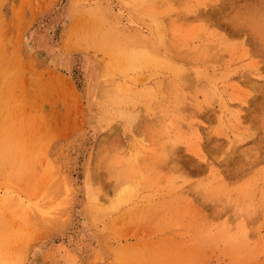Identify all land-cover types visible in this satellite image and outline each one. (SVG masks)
<instances>
[{
    "label": "rangeland",
    "instance_id": "rangeland-1",
    "mask_svg": "<svg viewBox=\"0 0 264 264\" xmlns=\"http://www.w3.org/2000/svg\"><path fill=\"white\" fill-rule=\"evenodd\" d=\"M0 264H264V0H0Z\"/></svg>",
    "mask_w": 264,
    "mask_h": 264
},
{
    "label": "bare ground",
    "instance_id": "bare-ground-1",
    "mask_svg": "<svg viewBox=\"0 0 264 264\" xmlns=\"http://www.w3.org/2000/svg\"><path fill=\"white\" fill-rule=\"evenodd\" d=\"M243 104H244V102H241L239 105H240V106H243ZM224 105H225V104H224ZM234 106H235V105H234ZM224 107H226V105H225ZM228 107H229V105H228ZM237 107H238V105H237ZM231 108H233V107H231ZM234 108H235V107H234ZM242 109H243V108H242ZM242 109L240 108L241 111H243ZM226 111H227V110H226ZM241 111H239V112L241 113ZM230 112H232V111H230ZM237 112H238V111H237ZM241 115H242V114H241ZM241 115H237V114H236L237 117H234V118H235V123H237V122H238L239 124L241 123V119H242V116H241ZM242 120H243V119H242ZM234 128H235V126H234Z\"/></svg>",
    "mask_w": 264,
    "mask_h": 264
}]
</instances>
